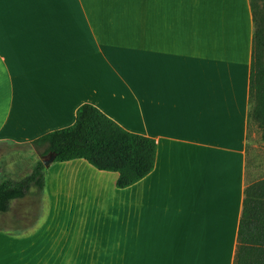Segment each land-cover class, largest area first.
<instances>
[{
	"label": "crops",
	"instance_id": "0c3cea01",
	"mask_svg": "<svg viewBox=\"0 0 264 264\" xmlns=\"http://www.w3.org/2000/svg\"><path fill=\"white\" fill-rule=\"evenodd\" d=\"M253 28L250 0H0V147L72 125L84 103L157 145L126 188L52 161L0 214L16 227H0V264H233ZM30 196L45 207L25 226L30 210L13 211Z\"/></svg>",
	"mask_w": 264,
	"mask_h": 264
},
{
	"label": "trees",
	"instance_id": "16d2710c",
	"mask_svg": "<svg viewBox=\"0 0 264 264\" xmlns=\"http://www.w3.org/2000/svg\"><path fill=\"white\" fill-rule=\"evenodd\" d=\"M250 6L254 28L247 129L255 124L264 142V0H250ZM30 144L41 150L42 157L53 155V162L82 159L98 171L117 173V188L131 186L148 175L154 168L157 151L154 139L123 129L89 103L76 109L72 125L45 133ZM44 184L42 160L22 179H2L0 214L9 210L12 200L23 198L31 188L41 191ZM233 264H264V178L244 187Z\"/></svg>",
	"mask_w": 264,
	"mask_h": 264
},
{
	"label": "rangeland",
	"instance_id": "374dc122",
	"mask_svg": "<svg viewBox=\"0 0 264 264\" xmlns=\"http://www.w3.org/2000/svg\"><path fill=\"white\" fill-rule=\"evenodd\" d=\"M260 9H263V4L259 2ZM247 178L246 183H251L256 180L264 178V142L261 140V132L260 129L255 125L251 124L248 128L247 134ZM41 150H36L32 146H24V147H9V146H1L0 147V166L6 167L7 164H17L18 162L19 169L11 170L9 169L7 172V177L12 180H19L23 177L27 176L31 170L33 165L38 160L46 159V157H42L40 154ZM47 167H45L46 170ZM33 205H39L38 211L41 215L44 212L45 201L44 199H37L35 197H27L26 200L21 203V205L17 206V208L13 211V214H18V211L24 212V210H30L27 214L28 217L25 218L24 224L28 226L29 223L33 221L32 218L34 215L33 212H36L35 216H37V210L33 208ZM20 209V210H19ZM12 214V213H11ZM0 217V227L7 231H13L16 227L13 226V221L11 220V215H3ZM34 222V221H33Z\"/></svg>",
	"mask_w": 264,
	"mask_h": 264
},
{
	"label": "water",
	"instance_id": "95a60500",
	"mask_svg": "<svg viewBox=\"0 0 264 264\" xmlns=\"http://www.w3.org/2000/svg\"><path fill=\"white\" fill-rule=\"evenodd\" d=\"M53 159H54V156L51 155V156H49L48 158L43 159V160H42V163H43V165H44L45 167H47V166L53 161Z\"/></svg>",
	"mask_w": 264,
	"mask_h": 264
},
{
	"label": "bare ground",
	"instance_id": "6f19581e",
	"mask_svg": "<svg viewBox=\"0 0 264 264\" xmlns=\"http://www.w3.org/2000/svg\"><path fill=\"white\" fill-rule=\"evenodd\" d=\"M232 95V94H231Z\"/></svg>",
	"mask_w": 264,
	"mask_h": 264
}]
</instances>
